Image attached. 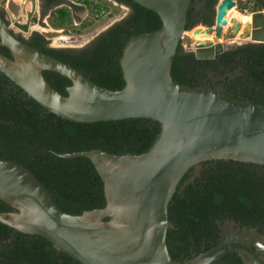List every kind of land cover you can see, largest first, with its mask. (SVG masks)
<instances>
[{
    "label": "water",
    "instance_id": "1",
    "mask_svg": "<svg viewBox=\"0 0 264 264\" xmlns=\"http://www.w3.org/2000/svg\"><path fill=\"white\" fill-rule=\"evenodd\" d=\"M133 1L155 11L161 25L128 39L119 59L125 84L116 90L92 82L71 65L18 39L0 16V46L12 56L0 53V72L45 110L81 123L139 117L160 124L154 143L141 154L118 155L98 148L59 154L89 158L103 181L105 206L81 214L60 209L29 169L0 159V199L14 208L0 211V222L45 237L81 264H181L169 254L166 232L172 227L168 203L183 175L211 159L264 165V103L190 87L171 76L191 0ZM245 1L250 4L245 34L264 42L263 5ZM31 2L34 8L36 0ZM235 2L217 0L214 25L197 29L201 36L215 38L196 40L197 59L222 52L218 39L223 27L229 26L232 33L241 29V22L226 18ZM238 12L243 14L241 8ZM14 24L28 28V23ZM43 70L71 80L66 95L50 86ZM220 227L224 237L185 264H217L231 252L244 264H264V235L235 228L231 220Z\"/></svg>",
    "mask_w": 264,
    "mask_h": 264
},
{
    "label": "trees",
    "instance_id": "2",
    "mask_svg": "<svg viewBox=\"0 0 264 264\" xmlns=\"http://www.w3.org/2000/svg\"><path fill=\"white\" fill-rule=\"evenodd\" d=\"M125 1L130 3L131 10L122 22L99 33L91 44L78 50L45 48L39 36L26 43L70 64L102 87L121 89L125 82L119 59L126 42L132 36L155 31L161 25L155 11L133 0ZM210 4L213 6L215 0ZM60 14L62 17L54 18V26H62L65 18H69L65 9ZM190 28L192 23L186 22L185 29ZM243 49L247 52L242 60L245 75L250 76L252 82L260 80L264 85V43H254ZM0 53L12 58L6 46H0ZM110 58L115 61L104 67V60ZM206 62L197 59L192 50L185 51L179 43L171 76L180 84L196 87ZM42 73L50 86L66 95V88L71 85L68 77L52 70ZM248 99L256 104L264 103V87ZM159 130V122L149 118L91 123L63 119L45 110L0 72V159L29 169L46 187L56 205L67 213L81 214L101 208L106 200L103 181L89 158L59 154L95 148L118 155L141 154L152 146ZM199 167L190 181L193 167L183 175L168 203V220L172 227L167 229L166 244L171 258L176 261L183 255L190 257V246L195 253H200L215 244L219 239V222L225 219L255 226L264 233V165L211 159L202 161ZM0 211H14V208L0 199ZM0 243L1 250L13 252L6 257V264H55L57 261L81 264L65 252L57 251L45 237L16 231L1 222ZM45 246L53 249L42 258ZM28 255L36 261L31 262ZM23 256H27V260L22 259ZM37 256L42 259L38 260ZM225 259L243 264L236 252L227 254Z\"/></svg>",
    "mask_w": 264,
    "mask_h": 264
},
{
    "label": "flooded vegetation",
    "instance_id": "3",
    "mask_svg": "<svg viewBox=\"0 0 264 264\" xmlns=\"http://www.w3.org/2000/svg\"><path fill=\"white\" fill-rule=\"evenodd\" d=\"M25 1V0H23ZM30 2V9L26 11V19L25 22L17 21L18 23L25 24L28 23L27 30H24L20 27H18L14 22L16 21L13 16H15L12 12V10L7 7H0V16L6 21L8 24L11 32L18 38L23 39L24 42H30L33 40V38L39 36L41 37L40 41L44 43L45 48L48 49H71V50H78L82 47H85L86 45L91 44L90 42L101 32H104L105 30L109 29L110 27L118 24L119 22H122L125 16L130 12L131 6L130 3L126 2L125 0H104L100 2V0H36L34 8H32V2L31 0H28ZM105 1L112 2L115 6L121 7L124 11H122V14L119 19H116L113 23H111L106 29L99 32L95 37H93L90 41L85 43L82 46H62L59 44L53 43V40L51 38H48L44 36L42 33H40L36 29H30V24L35 21L36 19H40L41 22L45 25H48L45 20H42V17L52 18V25L54 26V18L56 16L62 17L60 14V11L62 9H65L69 12V18H65V24L72 23L73 25H82L84 24L89 17H91V11L97 10L100 12V8H103L101 10H107V3H103ZM215 0V4H216ZM236 4L239 3L238 10L241 8L242 13L241 15L246 16L247 19L249 18L248 14H250V4L247 3L245 0H235ZM262 5L264 4V0H258ZM9 2V1H8ZM7 2V3H8ZM211 0H191L190 7L187 12V19L186 22H191L192 27L196 28H202L204 26H213L215 23V4L211 6L210 4ZM264 8V7H263ZM79 9L81 12L77 14L75 11ZM31 12L29 21H28V14ZM100 12V13H101ZM108 12V11H107ZM106 12V13H107ZM77 14V16H75ZM214 14V16H213ZM77 19V20H75ZM14 20V22H13ZM87 23V22H86ZM62 25V26H63ZM61 27V26H58ZM240 28L243 29L242 24ZM241 29V30H242ZM246 29V28H245ZM223 30L225 28L223 27ZM227 30V29H226ZM62 31H65L64 29ZM186 33V32H185ZM228 33L231 34V37H233L236 33H232L230 29L228 30ZM26 34L27 36L25 37ZM185 35V34H184ZM183 35V37H184ZM223 35V34H222ZM214 37V36H213ZM247 36L246 42H237V41H230L229 43L222 44L223 50L222 52L215 54L214 57L209 59H203L207 61L202 65L201 72L198 77V82L200 87L207 88L214 90L215 92L222 93L226 96L235 98V99H244L249 100V96L253 95V93H260L261 88L264 87L263 84H260L261 81L258 80L256 82H252L250 76L245 75L244 71V65H243V59L245 58L246 49H243L245 46L254 44V43H264V42H256L251 40V38ZM183 39V38H182ZM181 43V41H180ZM27 44V43H26ZM181 46L183 47V44L181 43ZM185 51L187 49L183 47ZM75 54H80V52H74ZM250 53V52H249ZM251 54V53H250ZM115 61V59H113ZM112 58L105 59L104 60V67L110 66L113 64ZM70 65V64H69ZM73 67V66H72ZM263 86V87H262ZM250 101V100H249ZM200 168V167H199ZM199 168L196 170L194 169L192 171V175H190L189 181L193 178L195 174H197ZM231 219H225L221 224L219 225L220 233H219V239L221 237H224V233L221 229V225L226 221ZM233 221V220H231ZM234 227H239L240 230H246L249 231L253 229L257 234L264 235V233H261L255 226H247V225H239L235 221ZM1 245V243H0ZM214 245V244H213ZM212 245V246H213ZM1 248V246H0ZM46 251L44 252L42 258L47 257L48 254H50L51 249H53L50 246H45ZM56 249V248H55ZM209 249V248H208ZM1 250V249H0ZM207 250V249H206ZM59 251V250H57ZM190 257H187V255H183V258L181 260H178L181 264H185L186 261L193 258L199 253H195L193 250V246H190L189 249ZM205 251V250H203ZM201 251V252H203ZM200 252V253H201ZM10 251L1 250L0 251V264H6L5 260L6 257L11 256ZM234 253V252H231ZM185 254V253H184ZM29 256V255H28ZM226 257V256H225ZM222 258L217 264H235ZM24 260H27V256L21 257ZM31 262H35L36 258L33 256H29ZM40 256H37V259H42ZM61 259V258H59ZM26 263H29L26 262ZM49 263V262H47ZM60 262L57 261L55 264H59ZM65 264V263H60ZM71 264H75L72 262ZM244 264V263H243Z\"/></svg>",
    "mask_w": 264,
    "mask_h": 264
},
{
    "label": "rangeland",
    "instance_id": "4",
    "mask_svg": "<svg viewBox=\"0 0 264 264\" xmlns=\"http://www.w3.org/2000/svg\"><path fill=\"white\" fill-rule=\"evenodd\" d=\"M102 1L104 0H100V2ZM103 3L108 4L107 10H104L101 12L103 8H100L101 13L98 12L97 10L91 11L92 12L91 17L87 19L86 21L87 23L85 22L82 25H73L72 23H68L67 25H63L61 27L53 26L52 25L53 19L47 18L44 16L42 17V20H45L46 23H48V25L43 24L40 19H36L30 24V29L38 30L44 36L51 38L53 40V43L55 44H59L62 46H67V47L82 46L88 41H90L93 37H95L99 32L106 29L116 19H119L122 14V11H124L121 7L117 5L115 6L114 4H112V2L105 1ZM6 5L12 10L13 14L15 15L13 17L16 21L25 22L26 11H28L31 6L28 0H25V1L23 0H0V7H3V8L7 7ZM234 6H239V3L236 4L235 2ZM75 12L79 14L81 10L77 9ZM215 12H216V9H215ZM234 12H235L234 13L235 15L239 13V12L237 13V11H234ZM77 14L75 16H77ZM239 14L238 16L241 17V15ZM235 15L233 16L234 18L237 17V15L236 16ZM240 19L243 22H245L244 25L242 24L243 29L241 28L242 30L240 29L233 37H231V34L228 33L229 26H225L224 27L225 30H223L222 32L223 35L221 38L218 39V42L222 44H225V43L227 44L231 40L237 41V42L247 41L246 40L247 35L245 34L246 33L245 31L247 29L246 23L248 21H244L245 19L242 17ZM228 25L231 26V23L228 22ZM63 29L65 31H62ZM197 29H200V28L192 27L189 30H186L185 31L186 33L183 39H181V43L183 44V47H185L187 50H192L195 48L196 40H199V42H202L203 40L205 41L206 37H199ZM24 35L25 37L27 36L26 34ZM213 36L214 35H212L210 38H207V39L215 40ZM201 38H203V40H201Z\"/></svg>",
    "mask_w": 264,
    "mask_h": 264
},
{
    "label": "bare ground",
    "instance_id": "5",
    "mask_svg": "<svg viewBox=\"0 0 264 264\" xmlns=\"http://www.w3.org/2000/svg\"><path fill=\"white\" fill-rule=\"evenodd\" d=\"M235 12L233 11V9H229L228 11H227V14H226V18L228 19V21H230V19H231V17H233L235 14H234ZM238 13V12H237ZM237 15V17L235 18L237 21H239V22H241V24H243L244 25V23L245 22H243L240 18V16H238V14H236ZM235 15V16H236ZM240 17V18H239ZM244 21H247L246 19L244 20ZM198 36L199 37H205V36H201V34L200 33H198ZM207 38V37H206ZM208 38H210V37H208ZM201 40H203V38H201ZM204 41V40H203ZM253 241V240H252ZM252 244H253V242H251Z\"/></svg>",
    "mask_w": 264,
    "mask_h": 264
},
{
    "label": "crops",
    "instance_id": "6",
    "mask_svg": "<svg viewBox=\"0 0 264 264\" xmlns=\"http://www.w3.org/2000/svg\"><path fill=\"white\" fill-rule=\"evenodd\" d=\"M263 3H264V2H263ZM263 7H264V4H263ZM232 9H233V11H237V12H238V6H233ZM238 14H239V13H238ZM239 15H241V14H239ZM241 17L244 18V19H246V20L248 21V19H247L246 16L241 15Z\"/></svg>",
    "mask_w": 264,
    "mask_h": 264
},
{
    "label": "clouds",
    "instance_id": "7",
    "mask_svg": "<svg viewBox=\"0 0 264 264\" xmlns=\"http://www.w3.org/2000/svg\"><path fill=\"white\" fill-rule=\"evenodd\" d=\"M184 33H185V32H184ZM184 33H183V35H184ZM183 35H182V38H183ZM182 38H181V39H182ZM194 49H195V48H194ZM194 49H192V50H193V52H194Z\"/></svg>",
    "mask_w": 264,
    "mask_h": 264
},
{
    "label": "built area",
    "instance_id": "8",
    "mask_svg": "<svg viewBox=\"0 0 264 264\" xmlns=\"http://www.w3.org/2000/svg\"><path fill=\"white\" fill-rule=\"evenodd\" d=\"M185 34V33H184Z\"/></svg>",
    "mask_w": 264,
    "mask_h": 264
}]
</instances>
